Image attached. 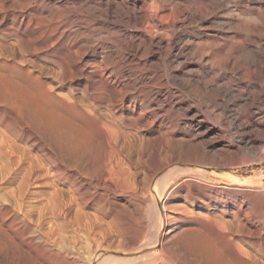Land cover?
Returning <instances> with one entry per match:
<instances>
[{
  "label": "rangeland",
  "instance_id": "1",
  "mask_svg": "<svg viewBox=\"0 0 264 264\" xmlns=\"http://www.w3.org/2000/svg\"><path fill=\"white\" fill-rule=\"evenodd\" d=\"M93 1L0 0V132L18 147L14 154L5 150L8 159L0 161V240L4 241L3 235L7 237L0 250V264H89L94 251L99 258L91 264H263L264 118L259 120L249 114L251 106L245 102L223 106L220 100L215 104L217 116L200 113L192 118L194 108L184 114L182 107L187 106L189 99L175 82L171 83L170 77L185 73L195 79L204 72L211 75L221 70L194 60L179 64L166 48V39L173 34L172 37H185L188 33L230 37L233 27L250 26L229 25L222 19L177 21L171 25L155 18L151 22L156 25L153 35V28L147 25L125 23L121 16L116 19L115 1L119 0H104L102 7L106 12L99 7L100 2ZM229 8L225 7L227 12ZM218 9L213 11L217 10V16L227 15L224 8ZM250 28L253 33L257 30ZM165 30L169 31L168 36ZM158 32L164 33L162 37L166 39L159 37L162 33L155 35ZM169 94L174 121L164 112L168 105L165 96ZM20 105L29 111L24 114L26 109ZM219 110L224 113L219 115ZM107 125L108 130L114 127L117 135L116 131L112 132L115 136L108 133ZM118 131L123 133L119 135ZM45 144H50V148ZM24 150L27 155H22L21 161L18 158ZM31 158L36 167L26 178L23 170ZM111 159L116 165L109 164ZM38 163L46 165L40 169ZM107 164L115 167V177L106 170L110 167ZM56 168L60 174L53 173ZM108 174L113 179L107 178ZM55 189L59 190L55 199H61L67 209H59L52 200L50 194ZM71 193H77L73 195L75 199ZM80 197L84 208H80L78 224L75 212ZM151 199L162 200L160 206L165 203L166 212L172 217L157 227L164 236L157 245L159 256L153 255L151 248L157 231ZM8 202L14 214L8 212ZM88 221L94 223L90 230ZM241 221L243 230L238 226ZM107 231L110 233L106 239ZM118 242L123 248L119 245L117 249ZM106 255H110L109 259Z\"/></svg>",
  "mask_w": 264,
  "mask_h": 264
},
{
  "label": "bare ground",
  "instance_id": "2",
  "mask_svg": "<svg viewBox=\"0 0 264 264\" xmlns=\"http://www.w3.org/2000/svg\"><path fill=\"white\" fill-rule=\"evenodd\" d=\"M95 2L97 1V3L100 2V6L99 7H102V5L104 4V0H94ZM93 1V2H94ZM104 1V2H103ZM110 1V0H109ZM115 1V0H114ZM113 1V2H114ZM132 1V2H131ZM94 2V3H95ZM108 2V1H106ZM111 2V1H110ZM112 2V3H113ZM116 4H115V17L118 16V17H122L121 20H123V22H127L129 24V22H134V24H138L141 26H145L147 25L149 28H153V31L149 30V33L151 31L152 32H155V28L156 25H153L151 22L156 18L157 20L163 22V23H167V24H171V25H174L177 21H180L182 23H186V21L188 20H193V21H197L196 23L198 22H207L208 20H224L223 23L226 21L227 24L229 23V25H234L236 24L237 26H240V25H246V26H250L252 28L256 27L257 30H254V33H253V29H251L250 27L248 29H245L244 26H242L244 29H240L239 28H234V30L231 32V36L230 37H216L215 34H207L206 37H201L199 36L198 33H192V34H186L185 37H172L174 34H173L171 37H167V39L165 37H162L164 36V33L167 31L165 30L164 33H162L163 35L159 36V37H162V38H165L166 39V48L168 50L171 51V53L169 54H172L173 58L171 59H175L177 61V63L179 64H184L186 63L187 60L191 61V60H194V61H198L200 63H205V64H209L210 66L212 67H215L217 69H219V71L221 72H218V73H212L211 75L209 74H204L199 77V78H195L193 79L190 75H186L185 73H181L180 75H177V76H172L170 77V81L171 83L175 82L178 87H179V91H182V93H185L186 96L188 97L189 99V103L187 104V106L184 108L182 107V111L184 114L190 112L193 108L195 109V114L192 115V118L197 115V114H200V113H203L205 114V116L207 115L210 116V115H216L217 116V110H216V102L217 100H220L222 102V105L223 106H226V104H229L231 102H245L246 104H248V106H251V112H249V114L251 113L254 117L258 118L259 120L264 118V0H119L118 2L115 1ZM114 2V3H115ZM96 3V5H98ZM111 3V4H112ZM83 4V3H82ZM95 5V4H94ZM109 6V5H108ZM230 7L229 8V12H227V10L225 9V7ZM80 7V6H79ZM82 7V6H81ZM80 7V8H81ZM95 7V6H93ZM106 7V6H105ZM86 8H89V7H86ZM215 8H224L227 12V15L224 16V17H219L217 16L215 13H217L215 11V13L213 12ZM99 9V8H98ZM104 12H106L104 9V6L101 8ZM111 9V8H110ZM114 9V8H113ZM111 9V11L113 10ZM223 9V10H224ZM84 10V9H83ZM97 10V9H96ZM87 11V10H86ZM92 11V10H91ZM101 11V10H100ZM219 11V9H218ZM221 11V10H220ZM84 12V11H83ZM99 12V11H98ZM102 13V11L100 12ZM221 13V12H220ZM34 14V13H33ZM86 14V13H85ZM104 14V13H103ZM109 14V13H108ZM223 14V13H221ZM225 14V13H224ZM41 15V14H40ZM98 15V14H97ZM219 15V13H218ZM37 16V15H36ZM109 16V15H108ZM44 17V16H43ZM87 17V16H86ZM89 17V16H88ZM110 17V16H109ZM114 17V16H112ZM120 17V18H121ZM45 18V17H44ZM106 18V17H105ZM36 19V18H34ZM42 19V18H41ZM102 19V18H101ZM117 19V17H116ZM115 19V21H116ZM40 20V19H39ZM90 20V19H89ZM103 20V19H102ZM107 21V19H105ZM110 20V19H108ZM101 21V20H100ZM111 21V20H110ZM221 21V20H220ZM219 21V22H220ZM99 22V21H98ZM114 22V21H113ZM125 22V23H126ZM192 22V21H191ZM222 22V21H221ZM220 22V24H222ZM225 22V24H226ZM46 23V22H45ZM159 23V22H158ZM178 23V22H177ZM190 23V22H188ZM215 23V22H214ZM106 24V23H105ZM117 24V23H116ZM123 24V23H122ZM127 24V25H128ZM208 24V23H207ZM212 24V23H211ZM224 24V26H225ZM124 25V24H123ZM126 25V24H125ZM126 25V26H127ZM186 25V24H185ZM192 25V24H190ZM188 25V26H190ZM199 25V24H198ZM218 25V24H217ZM228 25V26H229ZM235 25V26H236ZM49 26V24H48ZM103 26V25H102ZM115 26V25H114ZM132 26H133V23H132ZM166 26V25H164ZM184 26V25H183ZM182 26V27H183ZM105 28L106 25L104 26ZM112 27V26H111ZM118 27V26H117ZM135 27H137L135 25ZM134 27V29H135ZM146 27V28H148ZM161 27V26H160ZM200 27V26H199ZM207 27V25H206ZM210 27V26H209ZM230 27V26H229ZM232 27V26H231ZM102 28V27H100ZM138 28V27H137ZM148 28V29H149ZM158 28V27H157ZM168 28V27H167ZM185 28V27H184ZM204 28V26H203ZM202 28V29H203ZM217 28V27H216ZM219 28V27H218ZM120 29V28H119ZM146 29V31L148 30ZM166 29V28H165ZM209 29V28H208ZM223 29V27H222ZM103 30V29H102ZM101 30V32H102ZM116 30V29H115ZM121 30V29H120ZM159 30V29H158ZM180 30V29H179ZM205 30V29H204ZM225 30V29H223ZM5 31V30H4ZM104 31V30H103ZM117 31V30H116ZM145 31V30H144ZM157 31V30H156ZM176 31V30H175ZM189 31V30H188ZM213 31V30H212ZM9 32V31H8ZM125 32H127L125 30ZM169 32V31H167ZM166 32V33H167ZM177 32V31H176ZM179 32V31H178ZM181 32V31H180ZM124 33V32H123ZM129 33V32H128ZM148 33V34H149ZM156 33V32H155ZM160 32H158V34H155V35H159ZM160 33V34H161ZM217 33V32H216ZM153 34V33H152ZM152 34H149V35H152ZM184 34V33H183ZM16 35V34H15ZM130 35V34H128ZM138 35V34H137ZM154 35V34H153ZM167 36H168V33H167ZM170 36V34H169ZM175 36V35H174ZM226 36V35H225ZM21 37V36H19ZM132 37V35L130 36ZM139 37V36H138ZM137 37V38H138ZM141 37V36H140ZM139 37V38H140ZM17 38V37H16ZM23 37H21L22 39ZM136 38V37H135ZM138 38V39H139ZM143 38V37H142ZM149 38V37H148ZM151 38H153L151 36ZM158 38V37H157ZM19 39V38H18ZM25 39V38H24ZM104 39V37H103ZM146 39V38H145ZM159 39V38H158ZM143 40V39H142ZM161 40H164V39H161ZM19 41V40H18ZM144 41V40H143ZM153 41V40H151ZM159 41V40H158ZM156 41V42H158ZM150 42V41H149ZM154 42V41H153ZM154 43V44H158V43ZM24 43V42H23ZM144 43V47L146 46L145 42ZM162 43V42H161ZM160 43V44H161ZM139 44V43H138ZM149 44V43H148ZM153 44V43H152ZM1 45V44H0ZM140 46V45H139ZM143 46V45H142ZM141 46V47H142ZM148 46V45H147ZM159 46V45H158ZM165 46V45H164ZM2 47V46H0ZM147 48V47H146ZM1 49V48H0ZM138 49V48H137ZM151 49V47H150ZM153 49V48H152ZM151 49V50H152ZM163 49V47H162ZM140 51V48L138 49ZM144 49H142V52H145L143 51ZM1 52H2V49H1ZM150 52V50H149ZM156 52V51H154ZM164 52V51H163ZM147 53V51H146ZM162 53V52H161ZM4 54V53H3ZM136 54V53H135ZM1 55V54H0ZM134 55V54H133ZM132 55V56H133ZM137 55V54H136ZM161 55V54H160ZM167 55V54H166ZM141 56H142V53H141ZM145 56V55H144ZM165 56V55H164ZM170 56V55H169ZM134 57V56H133ZM140 57V56H139ZM146 57H148L146 55ZM152 57V56H151ZM156 57V56H155ZM158 57V55H157ZM132 58V57H131ZM141 59H144V58H141ZM147 59V58H146ZM161 59H162V56H161ZM164 59V58H163ZM133 60V59H132ZM139 60V58L137 59ZM156 60V59H155ZM168 61V60H167ZM175 61V62H176ZM133 62V61H132ZM145 62V61H144ZM160 62V60H159ZM134 63V62H133ZM139 63V62H138ZM143 64V62H141ZM161 63V62H160ZM169 63V62H168ZM173 63V61H172ZM193 63V62H192ZM1 64V63H0ZM136 64V62H135ZM171 64V63H169ZM176 64V63H175ZM178 64V65H179ZM141 65V64H140ZM149 65V64H148ZM162 65V63L160 64ZM194 65V64H193ZM208 65V66H209ZM142 67V65H141ZM140 67V68H141ZM144 67V65H143ZM142 67V68H143ZM145 68V67H144ZM151 68V67H150ZM154 68V67H153ZM165 68V67H164ZM174 68H179L178 67H174ZM181 68V67H180ZM159 69V68H158ZM158 69H154L156 71H158ZM183 69V68H181ZM134 70V69H133ZM146 70V69H145ZM148 70V69H147ZM163 70V69H162ZM173 70V68H172ZM176 70V69H175ZM190 70V69H188ZM194 70V69H193ZM196 70V69H195ZM199 70V69H198ZM181 71V70H180ZM185 71V70H184ZM192 71V70H191ZM197 71V70H196ZM202 71V70H201ZM144 72V71H143ZM163 72V71H162ZM186 72V71H185ZM195 72V71H194ZM198 72V71H197ZM139 73V72H138ZM141 73V72H140ZM145 73L147 74V71H145ZM154 73H156L154 71ZM165 73V72H164ZM174 73V72H173ZM188 73H190V71H188ZM209 73V72H208ZM136 74V73H135ZM150 74V73H149ZM153 74V73H152ZM157 74V73H156ZM162 74V73H161ZM167 74V72H166ZM169 74V73H168ZM193 74V73H192ZM195 74V73H194ZM198 74V73H197ZM195 74V75H197ZM138 75V74H137ZM199 75V74H198ZM208 75V76H207ZM146 76V75H145ZM207 76V77H206ZM134 77V76H133ZM149 77V76H148ZM151 77V76H150ZM131 78V77H130ZM164 78V77H163ZM139 79V78H138ZM120 80V79H119ZM142 80V79H141ZM146 80V79H145ZM150 80V79H148ZM169 81V80H167ZM165 82V81H164ZM155 83V82H154ZM153 83V84H154ZM157 83V81H156ZM170 83V82H168ZM171 83L169 84L171 87ZM147 84V83H146ZM152 84V85H153ZM161 84V83H160ZM166 84V83H165ZM125 85V84H124ZM141 84H139L138 86L140 87ZM143 86V85H142ZM159 86V85H158ZM131 87V86H130ZM137 87V86H136ZM167 87V86H166ZM178 87H176L178 89ZM121 88V87H120ZM129 88V87H128ZM133 88V87H132ZM138 88V87H137ZM149 88V87H148ZM157 88V87H156ZM151 89V88H150ZM160 89V88H159ZM171 89V88H170ZM126 91V90H124ZM158 91V90H157ZM169 91V90H168ZM174 91V90H173ZM132 92V91H131ZM153 93V92H152ZM162 93V92H161ZM159 93V94H161ZM166 93V92H165ZM179 93V92H178ZM26 94V93H25ZM173 94V93H172ZM176 94V93H175ZM174 94V95H175ZM152 95V94H151ZM158 95V94H157ZM162 95V94H161ZM165 95V94H164ZM178 95V94H177ZM181 95V94H180ZM156 96V95H155ZM176 96V95H175ZM147 97V96H146ZM155 98V97H154ZM151 99V98H150ZM163 99V98H162ZM182 99H184L182 97ZM180 100V99H178ZM177 100V101H178ZM185 100V99H184ZM161 101V100H160ZM165 101L167 102V108L165 109V115H167L168 119H170V121H174V118L172 117V110H173V103H172V100L170 98V94L169 95H166L165 96ZM176 101V102H177ZM186 101V100H185ZM174 102V101H173ZM219 102V101H218ZM11 103V102H10ZM16 103V102H15ZM14 103V104H15ZM161 103V102H160ZM179 103H181V100L179 101ZM9 104V103H8ZM30 104V103H29ZM219 104V103H217ZM221 104V103H220ZM219 104V105H220ZM239 104H237L238 106H240ZM10 105V104H9ZM8 105V106H9ZM18 105V104H16ZM33 105V103H32ZM161 106V104H159ZM221 105V107H222ZM231 105V104H230ZM236 105V106H237ZM21 106V105H20ZM228 106V105H227ZM23 109H24V106H21ZM20 107V108H21ZM180 107V106H179ZM220 106H218V108H221ZM233 107V106H232ZM152 108V107H151ZM239 108V107H238ZM243 108H244V105H243ZM13 109V108H12ZM15 109H17V107L15 106ZM26 109V108H25ZM24 109V111H25ZM142 109V108H141ZM225 109V108H224ZM222 109V110H224ZM231 109V108H230ZM233 109V108H232ZM236 109V108H235ZM241 109V108H239ZM248 109V108H247ZM250 109V108H249ZM14 110V109H13ZM33 110V109H32ZM139 110V109H138ZM150 110V108H149ZM227 110V109H226ZM229 110V109H228ZM244 110V109H243ZM16 111V110H15ZM29 111V110H28ZM27 109L26 111L24 112L27 113L28 112ZM148 111V110H147ZM245 111V110H244ZM248 111V110H247ZM246 111V112H247ZM250 111V110H249ZM5 112V111H4ZM21 112H23L21 110ZM32 112V111H31ZM35 112V111H34ZM139 112V111H138ZM179 112V111H178ZM41 113V112H40ZM160 113V112H159ZM176 113V112H175ZM194 113V112H193ZM220 110H219V115H220ZM224 113V112H222ZM221 113V114H222ZM23 114V113H22ZM31 114V113H30ZM181 114V113H180ZM183 114V115H184ZM9 115V114H8ZM38 115V114H37ZM133 115V114H132ZM158 115V114H157ZM161 115V114H160ZM29 116V115H28ZM149 116V115H148ZM153 116V115H152ZM171 116V117H170ZM204 116V115H203ZM222 116V115H221ZM220 116V117H221ZM4 117V116H3ZM22 117V116H21ZM42 117V115H41ZM46 117V116H44ZM155 117V116H153ZM181 117V116H180ZM186 117V115L184 116ZM252 117V116H251ZM30 118V116H29ZM49 118V117H48ZM157 118V117H156ZM164 118V117H163ZM179 118V116H178ZM189 118V117H188ZM6 119V118H5ZM137 119V118H136ZM147 119V118H145ZM149 119V118H148ZM155 119V118H153ZM202 119V118H201ZM207 119V118H206ZM32 120V119H31ZM53 120V119H52ZM51 120V121H52ZM105 120V119H104ZM142 120V119H141ZM212 120V119H211ZM257 120V119H256ZM9 121V120H8ZM34 121V119L32 120ZM136 121V120H135ZM134 121V122H135ZM138 121V120H137ZM144 121V120H143ZM263 121V120H262ZM18 122V121H17ZM26 122V121H25ZM37 122V121H35ZM47 122V121H46ZM55 122V121H54ZM103 122L100 121V123ZM106 122V120H105ZM133 122V121H131ZM148 122H150L148 120ZM6 123V122H5ZM20 123V122H18ZM40 123V122H39ZM137 123V122H136ZM147 123V122H146ZM153 123V122H152ZM181 123V121H180ZM29 124V122H28ZM51 124V123H50ZM142 124V123H141ZM202 124V123H201ZM13 125V124H12ZM25 125V124H24ZM23 125V126H24ZM102 125H106V123L102 124ZM110 125V124H108ZM108 125H107V129L104 127V129L107 130V132L110 130H112L111 132L109 131L108 133L112 134L115 136V133L117 135V131L116 129H114V127L112 129H109L108 130ZM146 125V124H145ZM18 126V125H17ZM22 126V125H20ZM28 126V125H27ZM31 126V125H30ZM34 126V125H33ZM37 126V125H36ZM39 126H42L41 124H39ZM53 126V125H52ZM151 126V125H150ZM173 126V125H172ZM186 126V125H185ZM7 127V126H6ZM102 127V126H101ZM111 127V126H109ZM167 127V126H166ZM9 128V127H8ZM11 128V127H10ZM24 128V127H23ZM29 128V127H28ZM34 128V127H33ZM32 128V130H33ZM54 128V127H53ZM119 128V127H118ZM117 128V130H118ZM132 128V127H129V129ZM134 128V127H133ZM132 128V129H133ZM136 128V127H135ZM143 128V127H141ZM140 128V129H141ZM149 128V127H148ZM5 129V127H4ZM7 129V128H6ZM13 129V128H11ZM22 129V128H21ZM114 129V130H113ZM146 129V128H144ZM160 129V128H159ZM166 129V128H165ZM163 129V130H165ZM171 129V128H170ZM176 129V128H175ZM15 130V129H14ZM35 130V129H34ZM33 130V131H34ZM38 130V128H37ZM57 130V129H56ZM137 130V129H135ZM134 130V131H135ZM168 130V128H167ZM4 131V130H3ZM2 131V132H3ZM7 131V130H5ZM4 131V132H5ZM9 131V130H8ZM7 131V132H8ZM113 131H116L114 134L112 133ZM120 131H123L122 129ZM126 131V130H125ZM130 131V130H129ZM128 131V132H129ZM133 131V130H132ZM131 131V133H132ZM133 131V134H135L137 131H135L134 133ZM169 131V130H168ZM3 132V134H4ZM16 132V131H15ZM23 132V131H22ZM161 132V131H160ZM170 132V131H169ZM10 133V131H9ZM123 132H121L122 134ZM130 133V132H129ZM130 133V134H131ZM159 133V132H158ZM166 133V131H165ZM179 133V132H178ZM7 134V133H6ZM12 134V132L10 133ZM118 134H119V131H118ZM119 134V135H121ZM124 134H126V132H124ZM128 134V133H127ZM126 134V135H127ZM137 134V133H136ZM141 134V133H140ZM168 134V132H167ZM16 135V134H15ZM31 135V134H30ZM129 135V134H128ZM132 135V134H131ZM160 135V134H159ZM8 136V135H7ZM14 136V135H12ZM20 136V135H19ZM156 136V135H155ZM17 137V136H15ZM32 137V136H31ZM30 137V138H31ZM164 137V136H163ZM168 137V136H166ZM13 139V138H12ZM29 139V138H27ZM39 140V139H38ZM15 142V141H14ZM26 142V141H25ZM35 142V141H34ZM65 142V141H64ZM47 143H50L49 141ZM51 144V143H50ZM49 144V145H50ZM56 144V143H55ZM69 144V143H68ZM17 145V144H16ZM13 142H11L9 139H7V137H5L4 135L1 134L0 132V161H2L5 157L7 158L8 157V153H6L5 150L8 149V152H10L11 154L13 153H16L18 152V147L16 146ZM30 145V144H29ZM39 145V144H38ZM49 145L45 146L47 148H50ZM67 145V144H66ZM42 146V145H40ZM75 146V145H74ZM58 147V146H57ZM60 147V146H59ZM26 148V147H25ZM41 148V147H40ZM65 148V146H64ZM29 149V148H28ZM54 149V148H53ZM52 149V150H53ZM61 149V147L59 148ZM52 150H50L52 152ZM68 150L65 148V151ZM23 151V149H22ZM28 151V150H27ZM26 151V152H27ZM57 151V150H56ZM63 151V150H62ZM42 152V151H41ZM60 152V151H59ZM23 154L20 155V157L18 158L19 160H21V156H25L27 155V153L24 155L25 153V150L24 152H22ZM55 153V152H54ZM61 153V152H60ZM64 152H62L63 154ZM18 154L20 153H17V156ZM42 154V153H41ZM47 154V153H46ZM7 155V156H6ZM31 156V155H30ZM50 156V155H49ZM10 157V156H9ZM34 157V155L32 156ZM46 158V156H44ZM51 157V156H50ZM53 157V156H52ZM25 158V157H24ZM30 158V157H29ZM36 158V157H35ZM56 158V157H54ZM8 159V158H7ZM38 159V158H37ZM35 159V160H37ZM24 160V159H23ZM39 160V159H38ZM46 160V159H45ZM5 161V160H3ZM2 161V162H3ZM22 161V160H21ZM20 161V162H21ZM6 162V161H5ZM11 162V160L9 161ZM20 162H18V164L20 165ZM40 162V161H39ZM57 162V161H56ZM113 163L114 161H111L109 162L110 163ZM24 163V162H22ZM21 163V164H22ZM28 163V166L25 170V177L26 178H29L30 174L32 173V171L34 170V168L36 167V164H35V161L33 160V158H31L29 161H27ZM53 163V162H52ZM59 163H61V161H59ZM111 163V164H112ZM25 164V163H24ZM23 164V165H24ZM109 164H107L108 166H110ZM115 164V162H114ZM113 164V166H114ZM22 165V166H23ZM26 165V164H25ZM39 166L37 167H40L41 163L39 164ZM43 165V164H42ZM41 165V168H44L42 167ZM46 165V163L44 164ZM43 165V166H44ZM50 165V164H48ZM51 165H54V164H51ZM116 165V164H115ZM21 166V167H22ZM107 166V167H108ZM18 167V165L16 166ZM48 168V167H47ZM19 169V168H18ZM22 169V168H21ZM50 169V167L48 168ZM47 169V170H48ZM52 169V168H51ZM50 169V170H51ZM16 170V169H15ZM44 170V169H43ZM45 169V171H47ZM63 170V169H62ZM105 170V169H104ZM103 170V171H104ZM106 170H109V174L110 175H113V177H115V167H112V165L110 167H108ZM49 171V170H48ZM61 171V170H60ZM44 172V171H43ZM51 172V171H50ZM56 173V174H60L59 170H57L56 168V171L53 170V173ZM64 172V171H63ZM114 172V174H113ZM0 173L2 174V167L0 166ZM48 173V172H47ZM52 173V172H51ZM50 173V174H51ZM108 173V172H106ZM46 174V173H45ZM44 174V175H45ZM62 174V173H61ZM109 174L108 176H106L107 178L109 177ZM117 174V173H116ZM229 174V173H228ZM53 177L55 178V174H52ZM77 175V174H76ZM82 175V173H81ZM104 175V173H103ZM22 176H23V172H22ZM58 176V175H57ZM66 176V175H65ZM39 177V176H38ZM105 177V178H106ZM113 177H109V178H112ZM42 178V177H41ZM106 178V179H107ZM59 179V178H57ZM26 180V179H25ZM56 180V178H55ZM74 181V180H73ZM101 181V180H100ZM108 181V180H107ZM76 182V180H75ZM83 182V180H82ZM112 182V180H111ZM2 183V182H1ZM106 183V182H105ZM168 183V182H167ZM101 184V183H100ZM107 184V183H106ZM108 185V184H107ZM167 185V184H166ZM87 186V185H85ZM102 186V185H100ZM169 186V185H167ZM89 187V186H88ZM112 187V186H111ZM162 187H165L164 185H162ZM57 188V187H55ZM60 188V187H59ZM70 188V185L69 187ZM74 188V187H73ZM5 189V188H2V190ZM78 189V188H77ZM109 189V188H108ZM56 190V189H55ZM71 190V189H70ZM76 190V189H75ZM5 191V190H4ZM79 191V190H78ZM84 191V190H83ZM97 191V189H96ZM1 192V190H0ZM76 192V191H75ZM82 192V190H81ZM79 192V193H81ZM93 192V191H92ZM99 192V191H98ZM162 192V191H161ZM170 192V191H169ZM4 193V192H3ZM2 194V193H1ZM55 194V195H54ZM59 194V190L51 193L50 195L54 198L52 199L53 201H55V203L57 204V207H59V209H62L65 208L67 209V206H63L61 203H60V200L61 199H55L54 196H57ZM73 195H75L73 193ZM72 193H71V196H73ZM77 195V193H76ZM75 195V196H76ZM168 195V194H167ZM4 196V195H3ZM81 196V195H80ZM85 196V195H84ZM165 196V195H164ZM79 197V194L78 196ZM62 198V197H61ZM69 198V197H67ZM72 198V197H71ZM74 198V196H73ZM87 198V197H86ZM89 198V197H88ZM100 198V197H99ZM159 198V197H158ZM75 199V198H74ZM98 199V198H97ZM7 201H10L9 199H5ZM91 200V199H90ZM89 200V201H90ZM153 200V205L155 206V210L153 211V217L155 219V229L157 231H155V240L151 246V248L153 249L152 253L153 255H156V256H159L161 254V251L159 249H157V245L158 243L161 241L163 234L160 230L157 229L158 225L161 226L163 225L166 221L168 222V219L171 217L169 216V213L166 212V204L164 203L163 206H160L162 204V200H157V199H151ZM70 201V200H69ZM76 201V204L78 205L76 209V212H75V220L78 224H81L80 223V208L82 207V209L84 208L82 206V204H84V200L81 199H77ZM100 201V200H99ZM167 201V200H166ZM14 202V200H13ZM168 202V201H167ZM73 203V202H72ZM88 203V202H87ZM4 204V203H3ZM67 204V203H66ZM10 205V202H8V206ZM109 205V204H108ZM10 207V210L8 211L9 213L12 212L11 214H14L13 212V207L12 206H9ZM9 209V208H8ZM171 209V208H170ZM12 210V211H11ZM111 210V209H110ZM64 211V210H63ZM62 211V212H63ZM66 211V210H65ZM64 211V212H65ZM1 213V212H0ZM152 213V212H151ZM232 214V213H231ZM7 215V214H6ZM233 215V214H232ZM175 216V215H174ZM234 216V215H233ZM236 217V216H235ZM6 218V216H5ZM172 218V217H171ZM178 218V217H177ZM176 218V219H177ZM90 219V218H89ZM95 219V218H94ZM174 219V218H173ZM93 221V220H92ZM92 221H88V228L89 230L92 229V227L94 226V223ZM239 220H237L238 222ZM84 222V221H83ZM154 222V221H153ZM173 222V221H172ZM177 222V221H176ZM108 223V222H107ZM111 224V223H110ZM238 224V223H237ZM240 224H242V221L239 223L238 226H240ZM109 225V224H108ZM20 226V225H19ZM15 227V226H14ZM17 227V226H16ZM241 227V226H240ZM238 227V228H240ZM5 228V227H4ZM3 228V229H4ZM95 228V227H94ZM168 228V227H167ZM175 228V227H174ZM7 229V228H6ZM124 229V228H123ZM142 229V228H141ZM102 230V229H101ZM99 230V231H101ZM104 230V229H103ZM153 230V229H152ZM241 230H243V227H241ZM241 230H240V233H241ZM9 231V230H8ZM106 231V230H105ZM121 231V230H120ZM154 231V230H153ZM164 231V230H162ZM169 231V230H168ZM239 231V230H238ZM7 232V231H6ZM128 232V231H127ZM255 232V231H254ZM253 232V233H254ZM11 233V232H10ZM9 233V234H10ZM26 233V232H25ZM107 233L108 231L106 232V234H104L103 236L106 237L107 236ZM110 233V232H109ZM108 233V234H109ZM120 233V232H119ZM117 233L118 235H121ZM129 233V232H128ZM175 233V232H174ZM198 233V232H197ZM8 234V232H7ZM93 234V233H92ZM96 234V233H95ZM93 234V235H95ZM103 234V232H102ZM101 234V236H102ZM114 234V233H113ZM111 234V235H113ZM116 234V235H117ZM125 235V231L123 233ZM122 234V235H123ZM109 235V238H111ZM121 235V236H122ZM127 235V234H126ZM102 236V237H103ZM120 236V237H121ZM168 236V235H167ZM12 236H10L11 238ZM97 237V236H96ZM103 237V238H104ZM119 237V239H120ZM123 237V236H122ZM3 238H4V241H1L0 240V250L3 248L4 244H5V239H7L6 236L3 235ZM102 238V239H103ZM166 238V237H165ZM14 239V238H13ZM91 239V238H90ZM107 239V237H106ZM113 239V238H112ZM115 239V238H114ZM12 240V239H10ZM21 240V239H20ZM19 240V241H20ZM110 240V239H109ZM124 240V239H123ZM150 240H152L150 238ZM149 240V242H150ZM13 241V240H12ZM96 241V239H95ZM108 241V240H107ZM32 242V241H31ZM103 242H106V241H103ZM125 242V241H124ZM164 242V241H163ZM161 242V243H163ZM10 243H12L10 241ZM15 243V241H14ZM18 243V242H17ZM108 243V242H107ZM106 243V244H107ZM13 244V243H12ZM36 244V243H35ZM95 244V243H94ZM98 244V243H97ZM114 244V243H113ZM122 244V243H121ZM210 244V243H209ZM19 245V244H18ZM99 245V244H98ZM120 245V242H118V244L116 245L117 246V249H118V246ZM141 245V244H139ZM144 245V244H142ZM148 245V244H147ZM160 245V244H159ZM213 245V244H212ZM9 246V245H8ZM11 247H13L12 245H10ZM21 246V245H20ZM33 246V245H32ZM35 247H37L36 245H34ZM103 246V245H102ZM105 246V245H104ZM115 246V248H116ZM121 246V245H120ZM123 246V245H122ZM121 246V247H122ZM138 246V245H136ZM135 246V247H136ZM234 246V245H233ZM16 247H17V244H16ZM34 247V248H35ZM83 247V246H82ZM119 247V248H121ZM134 247V246H133ZM141 247V246H140ZM225 247V246H223ZM228 247V246H227ZM241 247V246H240ZM6 248V247H5ZM62 248V247H61ZM89 248V247H88ZM96 247L93 246V249H95ZM104 248V247H102ZM123 248V247H122ZM131 248V247H130ZM233 249V247H231ZM23 249V247H22ZM29 249V248H28ZM79 249V248H78ZM81 249V248H80ZM107 249H110V248H107ZM114 249V248H113ZM201 249V247H200ZM206 249V248H205ZM211 249V248H210ZM219 249V247L217 248V250ZM230 249V248H229ZM37 250V249H36ZM34 250V251H36ZM51 250V249H50ZM59 250V249H58ZM162 250V249H161ZM208 250V249H206ZM216 250V249H215ZM220 250H221V247H220ZM224 250V249H223ZM4 251V250H3ZM93 251V250H92ZM97 251V250H96ZM104 251V250H103ZM115 251V250H114ZM213 251V250H212ZM225 251V250H224ZM223 251V252H224ZM233 251V250H231ZM235 251V250H234ZM49 252V251H48ZM68 252V251H67ZM86 252V251H85ZM118 252V251H117ZM202 252V251H201ZM207 252V251H206ZM210 252V250H209ZM208 252V253H209ZM220 252V251H219ZM218 252V253H219ZM222 252V251H221ZM229 252V251H228ZM260 252V251H258ZM37 252H35L36 254ZM50 253V252H49ZM72 253V252H71ZM70 253V254H71ZM132 253V252H131ZM135 254V251L133 252ZM150 254V252H148ZM198 253L199 252V249H198ZM204 253V252H202ZM214 253V251L212 252ZM251 253V252H250ZM257 253V252H256ZM103 254V253H102ZM142 254V253H141ZM144 254H147V253H144ZM144 254H142L144 256ZM220 254V253H219ZM222 254V253H221ZM231 254V253H230ZM64 255V254H63ZM75 255V254H74ZM87 255V253H86ZM89 255V254H88ZM141 255V256H142ZM208 255H213V254H208ZM217 255V253H216ZM228 255V253H227ZM234 256V254H232ZM251 254H248L247 256H249ZM38 256V254L36 255ZM73 256V255H71ZM107 256V255H106ZM110 256V255H109ZM109 256H107L106 258H108ZM146 257L148 255H145ZM257 256V255H256ZM85 257V256H84ZM121 257V256H120ZM151 257V256H150ZM213 257V256H211ZM215 258H217L215 255H214ZM229 257V255L227 256ZM226 257V258H227ZM231 257V256H230ZM239 257V256H238ZM253 259H254V256H252ZM260 257V256H258ZM69 258V256H68ZM73 258V257H72ZM95 258H99V254L96 253L95 251L93 253H91L90 257H89V264H91L93 262V260ZM118 257H116L117 259ZM130 258V257H129ZM160 258V257H159ZM167 258V257H166ZM248 258V257H247ZM37 259V258H36ZM109 259V258H108ZM120 259V258H119ZM133 259V257H132ZM142 259V258H141ZM165 259V258H164ZM170 259V258H168ZM251 259V257H250ZM253 259H251V261H253ZM262 259V258H261ZM112 260V259H111ZM118 260V259H117ZM125 260V258H124ZM127 260V259H126ZM136 260V259H135ZM162 260V259H161ZM247 260V259H246ZM70 261V260H69ZM107 261V260H106ZM121 261V260H119ZM129 261V260H128ZM132 261V260H131ZM256 261V260H255ZM255 261H253L255 263ZM78 262V261H77ZM100 262V261H99ZM103 263V261H101ZM109 262V261H107ZM130 262V261H129ZM133 262H134V259H133ZM158 262V260H157ZM176 262V261H175ZM248 262V261H247ZM252 262V263H253ZM261 262V260H260ZM110 263H112L110 261ZM137 263V262H136ZM148 263V262H147ZM146 263V264H147ZM151 263V262H150ZM155 263V261H154ZM159 263V262H158ZM157 263V264H158ZM167 263V262H166ZM177 263V262H176ZM220 264V262H218ZM249 263V262H248ZM247 263V264H248ZM262 263V262H261ZM260 263V264H261ZM82 264V263H81ZM114 264V263H113ZM126 264H131L130 263H126ZM134 264V263H133ZM139 264V262H138ZM165 264V263H164ZM178 264V263H177ZM257 264V263H256ZM264 264V262H263Z\"/></svg>",
  "mask_w": 264,
  "mask_h": 264
}]
</instances>
